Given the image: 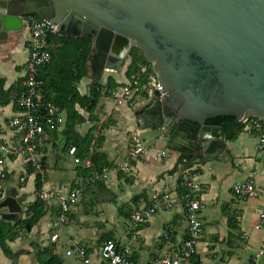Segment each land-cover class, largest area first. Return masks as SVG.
Listing matches in <instances>:
<instances>
[{"label":"crops","instance_id":"0c3cea01","mask_svg":"<svg viewBox=\"0 0 264 264\" xmlns=\"http://www.w3.org/2000/svg\"><path fill=\"white\" fill-rule=\"evenodd\" d=\"M23 25L21 32H13L19 34H11V40L6 43L0 41V80L6 93L2 99L9 101L0 104V143L12 146L17 145L21 137L20 132L10 126V121L17 113L14 97L28 58L26 42L29 34L25 16ZM95 52L93 49L92 55ZM129 63L130 57L115 71L104 72L99 82L104 87L111 82L108 89L118 91L131 81L125 75ZM93 83L95 80L89 66L88 76L78 84L79 93L87 95ZM105 91L96 106L94 118L78 126L77 131L83 136L93 128L94 138L99 135L103 137L98 151L105 154L110 165L107 169L122 164L133 135L142 139V135L160 129L161 139H156L153 146H146V158L132 162L127 171L114 172L92 185L83 183L79 202L70 210V222L56 243L50 242V236L54 233L58 205L55 200L45 201L46 215L30 233L8 242L11 257L5 256L0 249V264H39L36 262V252L49 246L55 248V254L61 257L64 264H78L76 257L65 255L74 245L86 248L91 264H106L99 257V248L108 237L120 245L130 243L134 264H152L159 257L178 256L187 231L182 192L178 186L181 174L193 180L196 185L194 195L204 204L200 214L202 234L192 264H264V255L255 258L264 245V232L256 228L258 215L264 206V150H255L260 133L257 127L247 121H238L244 127L233 139H227L222 130L223 146L215 148L204 162L189 166V161L181 159L176 152L177 144L174 142L169 146L173 128L143 126L139 123L138 119L148 101L143 103L142 96H139L117 105L115 96ZM77 110L85 118L88 117L79 107ZM62 128L57 131L56 138L48 137L45 133L47 136L41 140V157L45 160L42 188L66 195L79 188L85 175L81 165L73 163L69 149L63 152L59 146V143H64L60 134ZM160 140L162 143H159ZM158 152H165L166 155L157 159L155 155ZM67 159L71 166L67 164ZM49 162L54 174L50 181L47 176ZM27 167L22 158L7 160V188L9 192L14 191L16 197L24 198L20 205L24 206V210L22 212L21 209L15 221L25 217L26 206L32 203H29L28 195L24 192L30 177H33L34 183V174L29 175ZM174 168L175 172L169 173ZM24 173L25 179L20 181ZM252 173L261 192L260 197L235 199L232 186ZM163 194L169 195L171 207H161L148 221L133 228L132 212L150 206L153 195ZM133 235L136 237L134 241L131 240Z\"/></svg>","mask_w":264,"mask_h":264},{"label":"water","instance_id":"95a60500","mask_svg":"<svg viewBox=\"0 0 264 264\" xmlns=\"http://www.w3.org/2000/svg\"><path fill=\"white\" fill-rule=\"evenodd\" d=\"M27 14L90 38L95 82L138 49L164 94L150 96L139 123L173 128L169 146L189 166L224 144L209 119L264 126V0H0V41L19 34ZM23 201L14 191L1 198L0 219L14 222Z\"/></svg>","mask_w":264,"mask_h":264},{"label":"built area","instance_id":"2783aa9c","mask_svg":"<svg viewBox=\"0 0 264 264\" xmlns=\"http://www.w3.org/2000/svg\"><path fill=\"white\" fill-rule=\"evenodd\" d=\"M25 18L29 34L26 42L28 58L23 65L21 91L16 100L17 113L10 121V126L19 131L21 137L15 146L0 143V190L6 188V165L7 160L10 158H22L25 164L30 165L35 171L41 174L43 173V165L40 160L41 154L39 151L42 145L39 137L44 133L45 129L58 131L63 127L65 122L64 112L58 111L53 107L44 106L38 98V91L43 85V81L40 79V72L51 61V54L48 49L49 39L60 37L61 29L58 24L50 20L32 16L31 14H27ZM155 91L160 92V99L164 96L155 77L150 78L148 82L143 84L137 80H131L116 92L112 89L106 90L107 93L115 96L117 105H122L123 102L131 101L139 96L145 97L143 99L144 102H149L150 96ZM246 121L252 123L259 130L260 133L255 150L257 152L263 151L264 129L259 126L258 120L256 119H248ZM68 153L72 156L74 164L82 165L86 168L90 166L88 160L81 161L74 157V147L70 148ZM165 155V152H158L155 157L159 159ZM146 156L147 148L143 140L137 135H133L130 140V147L122 159V164L118 167L105 169L99 175L84 179L79 185V188L71 190L66 195L42 188L39 192L41 199L44 201L55 200L58 205V213L53 225L56 231L50 236V242L56 243L64 227L70 222V210L79 202L83 183L92 185L100 180L106 179L108 175L114 172L127 171L132 162L143 160ZM25 176L26 173L20 178V181H23ZM178 186L184 191L182 195V206L187 221L186 237L178 256L159 257L154 259L152 264H192V259L197 253L198 240L202 234L200 214L204 208V204L195 197L196 185L189 176L181 174ZM232 193L237 200L257 199L261 195L253 173L244 181L234 183ZM159 202L163 204L160 205ZM161 207L164 209L171 207L169 195H153L150 206H144L134 210L130 216L131 226L136 228L145 223ZM256 228L264 232V206L258 215ZM135 238L133 235L131 240L134 241ZM131 254L132 247L130 243L116 245V242L105 241L99 248V257L106 264H134ZM65 255L66 257H76L79 260L78 264H91L90 255L83 246L74 245L65 252ZM262 255H264V245L260 248L255 258ZM255 258L253 261H255Z\"/></svg>","mask_w":264,"mask_h":264},{"label":"trees","instance_id":"16d2710c","mask_svg":"<svg viewBox=\"0 0 264 264\" xmlns=\"http://www.w3.org/2000/svg\"><path fill=\"white\" fill-rule=\"evenodd\" d=\"M31 15L38 17L35 14ZM48 49L51 54V61L40 72V79L43 81V85L38 91V98L44 106L53 107L65 113V122L60 132L64 138L62 149L65 151L74 147V157L81 161L87 159L90 162L88 168L81 165V169L85 175L83 179L99 175L110 166L105 154L98 151L103 137L99 135L94 138L93 128L81 136L77 131V127L94 118L93 114L100 97L104 95V90L108 89L109 83L111 82H108V85L106 84L105 87L100 82L93 83L87 95H81L78 91V84L89 74V58L93 51L92 40L90 38L70 39L61 30L60 37L49 39ZM129 57L130 63L125 72L129 80H137L143 84L148 82L151 76L155 77L151 65L145 60L143 54L138 49L133 48L130 51ZM21 81L22 79L18 82L17 91L15 92V106L17 96L21 91ZM2 87L3 82L0 80V104L4 105L9 101H3L2 97L6 93L3 92ZM77 107L83 110L88 117L85 118L81 115ZM207 123L221 126L227 139L235 138L237 133L244 127L242 122H238L232 116L216 117L209 119ZM258 124L264 129L260 121H258ZM45 133H47L48 137L56 138L58 136L57 130L50 131L45 129L44 133L39 137L40 140L45 137ZM40 148L39 151L42 154ZM40 160L43 165L42 174L35 171L30 165L27 167V173L29 175L34 174L35 198L32 203L26 206L25 217L22 219L19 218L15 222L0 219V249L7 257L12 256L7 245L8 242L14 241L23 234L30 233L34 226L46 215L47 204L39 196V192L45 181V160L42 157H40ZM175 170L174 168L169 173H173ZM181 192L183 195L184 191L182 189ZM8 193L9 190L6 186L5 189L0 190V198L6 196ZM110 240L115 242L109 237L105 239V241ZM116 245H119V242H116ZM35 258L39 264H64L61 257L55 254V248L53 246L38 250Z\"/></svg>","mask_w":264,"mask_h":264},{"label":"rangeland","instance_id":"374dc122","mask_svg":"<svg viewBox=\"0 0 264 264\" xmlns=\"http://www.w3.org/2000/svg\"><path fill=\"white\" fill-rule=\"evenodd\" d=\"M150 78H152V76L150 77ZM150 80V79H149ZM142 98V100L145 98V97H141ZM141 100V101H142ZM143 103H145L144 101H143ZM161 137H162V132H161V130L160 129H154L153 131H151L150 133H147L146 135H142V139L141 140H143V142H144V144H145V146H153V144H156V139H161ZM159 143H162V140H160L159 141ZM62 143H59V146L61 147V150L63 151V149H62ZM42 148V147H41ZM68 150V149H67ZM64 152V151H63ZM43 155H44V153H43ZM67 164L69 165V166H71L72 165V163L67 159ZM49 170L47 171V176H48V180L50 181L51 180V178L53 177V173H52V167H51V162H49ZM20 184V183H19ZM7 186V185H6ZM24 192H25V194L26 195H28V201H29V203L30 202H33L34 201V198H35V196H34V183H33V177H30L29 178V180H28V182H27V184H26V186L24 187ZM21 209H22V212H23V210H24V206L22 205L21 206ZM56 231V229H54L53 230V232H55ZM62 233V232H61ZM61 235V234H60Z\"/></svg>","mask_w":264,"mask_h":264}]
</instances>
